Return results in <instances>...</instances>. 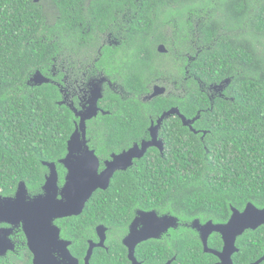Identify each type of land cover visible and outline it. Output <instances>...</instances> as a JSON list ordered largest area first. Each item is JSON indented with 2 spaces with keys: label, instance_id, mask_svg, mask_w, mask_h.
I'll list each match as a JSON object with an SVG mask.
<instances>
[{
  "label": "trees",
  "instance_id": "trees-1",
  "mask_svg": "<svg viewBox=\"0 0 264 264\" xmlns=\"http://www.w3.org/2000/svg\"><path fill=\"white\" fill-rule=\"evenodd\" d=\"M115 13L123 14L124 86L133 95L111 94L105 105L110 113L90 122L97 153L119 152L116 146L146 137L150 115L176 107L188 120L198 118L186 127L180 120L166 121L163 153L150 148L134 166L117 172L107 190L97 191L88 205L92 223L121 217L133 205L167 206L189 220L215 223L248 203L264 209V0H0V193L12 194L20 181L38 188L47 170L42 162L64 157L75 131L74 114L57 104L56 85L29 80L37 71L51 75L58 54L96 50ZM168 21L172 36L164 40ZM159 43L171 58L178 48L179 65L181 51L191 58L185 99H138L148 82L165 73L167 65L162 70L156 64L164 57ZM172 65L168 72L179 76L182 69ZM225 80L223 90L211 91ZM108 121L111 129L105 132ZM263 231L246 238L262 239ZM188 239L191 258L200 243L192 231Z\"/></svg>",
  "mask_w": 264,
  "mask_h": 264
},
{
  "label": "flooded vegetation",
  "instance_id": "flooded-vegetation-1",
  "mask_svg": "<svg viewBox=\"0 0 264 264\" xmlns=\"http://www.w3.org/2000/svg\"><path fill=\"white\" fill-rule=\"evenodd\" d=\"M114 15L116 20L109 22L104 29L101 46L96 47V50L92 47L87 48V53H83L80 56L65 57L58 54L54 58L51 75L46 76L43 74L50 79V82L56 85L61 94V99L57 101V104L68 107L74 114L75 129L81 119V116L78 114L90 106L91 100L94 99V89L101 91L102 97L98 99L96 104L98 108L97 116L86 121V137L90 149H94L99 158V173L107 168L106 162L111 161L113 155L128 151L136 144L141 147L142 142L151 140L152 133L150 128L158 126L159 119L164 114L163 111L155 116L150 115L151 120L146 128L147 136L139 142L132 140V144L128 147H124L123 145L116 146L115 149H120L119 152L110 150L107 153L99 155L96 147L92 145L91 138L89 137L92 131L89 126L90 122L97 118L99 114L105 115L110 113L109 107L105 109V105L109 106V102L112 100L111 94H116L122 99L133 95L124 86L126 75L122 62L124 59V48L121 47L123 40L121 29L123 28V24L119 22V19L122 18L123 20V14L115 13ZM169 23L168 21V23L163 25L166 30L163 29L164 27L162 28L164 40H169L172 36V26ZM115 26L117 29H120L116 34L112 29ZM162 44L165 46V52H161L159 49ZM104 48H107L106 54L103 52ZM174 49L176 53L172 57L174 58L173 61L168 55L170 50L166 44H157V51L159 54L164 55V57L160 56L156 64L162 70L167 65L165 73H162V75L146 84V91L142 94L140 93L139 96L137 95L139 100L148 101L156 98H150L155 86L165 88L164 93L159 96L179 95L184 99L186 98L189 82L188 63L191 58L187 51H181L182 61L185 59L179 65L176 62L179 56L177 53L178 48ZM99 57L103 58L101 64L97 63ZM173 62L182 69L179 76L176 70H174V74L171 71L168 72V70H172ZM106 96H109V98L106 99ZM209 96L214 97L212 93ZM183 116L187 119L185 115ZM171 119L180 120L183 127L187 126V124L183 123L184 120L179 113L164 117L158 126L157 132V138L162 142L163 149L161 151L158 146L150 148H157L163 153L165 143L164 139L160 136V132L165 122ZM103 123L106 126L104 127L105 132L111 129L109 121ZM112 129L114 131V127ZM63 158L53 161L58 173V199L62 198V188L66 183L68 174L66 164L61 162ZM138 159L140 158H134L127 169L116 170L113 177L117 172L127 171L134 166ZM46 169L44 181L38 188L31 189L25 183L26 190L22 193L25 204L34 202L38 197H43L46 194L44 186L46 177L50 172L49 167L46 166ZM19 184L12 194L3 195L0 193V196L2 198L10 197L17 199ZM99 190L103 189L96 190L84 203L83 209L79 213L56 217L52 220L51 226L56 233L54 239L49 238L50 234L45 230L40 233V240L43 244H48L46 248L49 252L46 255L43 247L40 254V258L42 259L40 264H225V259H228V257L221 256L225 248V241L221 233L211 231L207 235V242H204L199 227L193 224L198 218L189 220L188 217L181 213H173L167 206L160 208H146L139 205L126 206L122 209L123 213L121 217H106L101 222L93 224L91 207L88 205L93 195ZM139 194L137 192L126 193L129 196ZM16 213L19 212L15 210L13 214ZM198 220L202 225L209 221L202 222L200 219ZM213 223L215 222L213 221ZM260 227L264 229V224L258 228ZM258 228L246 229L242 234L237 236L235 251L231 255L233 264H264V237L257 240L249 237L246 238L250 231H255ZM190 231L196 234L197 240L200 243L198 248L200 252L191 256V258L188 255V234ZM0 264H35V254L29 245L28 232L25 229L23 221L19 219L7 221L0 216ZM226 264H229V262Z\"/></svg>",
  "mask_w": 264,
  "mask_h": 264
},
{
  "label": "water",
  "instance_id": "water-1",
  "mask_svg": "<svg viewBox=\"0 0 264 264\" xmlns=\"http://www.w3.org/2000/svg\"><path fill=\"white\" fill-rule=\"evenodd\" d=\"M41 0H34L38 3ZM160 51L165 52V46L160 45ZM31 82L35 85L49 83L50 79L44 76L40 71H37L31 77ZM229 80H225L219 85H216L215 90H223ZM165 91L164 87L155 86L150 98L158 97ZM94 99L91 105L82 110L78 115L81 116L80 123L72 133L67 142V153L61 160L68 168L66 183L62 188V198L58 199V173L54 162L43 161V165L49 167L50 172L46 177L44 189L46 194L43 197H38L34 202L25 204L22 193L26 190V184L21 181L18 186V198H2L0 196V216L5 220L19 219L23 221L26 231L29 236V245L35 254V264L41 263V250L45 249V254H49L46 245L40 240V233L45 230L50 234L49 238H55V230L51 226L52 220L56 217H62L79 213L84 206V203L98 189H107L110 181L116 170L127 169L131 165L134 158H142L147 150L152 146H158L163 149V144L158 140V126L164 117L180 113L179 109L174 107L165 112L159 119L158 126L151 127L152 139L142 142L141 147L135 145L128 151L121 154L113 155L111 161L106 162L107 168L100 172L98 171L100 161L95 150L90 149L86 137V121L97 116L98 108L97 101L102 97L100 90L94 89ZM184 123L191 126L197 119H186L183 115ZM17 210L19 213L13 214ZM10 217H12L10 219ZM199 227L203 236L204 242H207V235L211 231H217L222 234L225 241L224 252L222 257H228L224 263L233 264L231 255L235 251V240L238 235L242 234L246 229H256L264 224V209L256 207L252 203H248L244 210L240 211L232 208V214L226 223H213L209 220L205 224H201L198 219L193 223ZM54 232V234H53ZM207 249V248H206Z\"/></svg>",
  "mask_w": 264,
  "mask_h": 264
},
{
  "label": "rangeland",
  "instance_id": "rangeland-1",
  "mask_svg": "<svg viewBox=\"0 0 264 264\" xmlns=\"http://www.w3.org/2000/svg\"><path fill=\"white\" fill-rule=\"evenodd\" d=\"M52 11H53L52 8L49 7V6H47V13H48V15H49V14H52ZM159 26H161V24H159ZM30 80H31V79H30ZM29 82H30V81H29ZM225 85H227V83L224 84V86H225ZM215 88H216V85H212L210 89H211V91H213V90H215ZM215 91H216V90H215ZM216 92H217V91H216ZM212 94H213V93H212Z\"/></svg>",
  "mask_w": 264,
  "mask_h": 264
}]
</instances>
